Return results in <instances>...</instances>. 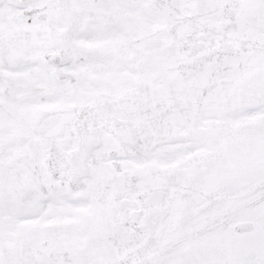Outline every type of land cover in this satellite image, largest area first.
Masks as SVG:
<instances>
[{
  "label": "snow or ice",
  "instance_id": "obj_1",
  "mask_svg": "<svg viewBox=\"0 0 264 264\" xmlns=\"http://www.w3.org/2000/svg\"><path fill=\"white\" fill-rule=\"evenodd\" d=\"M0 264H264V0H0Z\"/></svg>",
  "mask_w": 264,
  "mask_h": 264
}]
</instances>
